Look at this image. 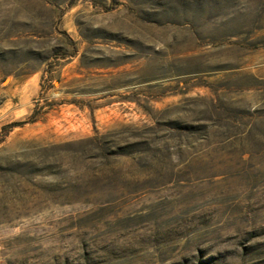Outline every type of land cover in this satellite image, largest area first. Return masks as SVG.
<instances>
[{"label":"rangeland","instance_id":"374dc122","mask_svg":"<svg viewBox=\"0 0 264 264\" xmlns=\"http://www.w3.org/2000/svg\"><path fill=\"white\" fill-rule=\"evenodd\" d=\"M0 264H264V0H0Z\"/></svg>","mask_w":264,"mask_h":264}]
</instances>
